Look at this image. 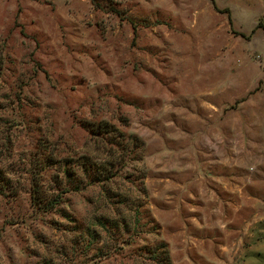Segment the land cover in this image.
Wrapping results in <instances>:
<instances>
[{
    "label": "rangeland",
    "instance_id": "obj_1",
    "mask_svg": "<svg viewBox=\"0 0 264 264\" xmlns=\"http://www.w3.org/2000/svg\"><path fill=\"white\" fill-rule=\"evenodd\" d=\"M248 3L0 0V264H264V0ZM202 72L255 107L250 146L216 167L171 126L156 171L151 82L215 93ZM105 164L108 182H55Z\"/></svg>",
    "mask_w": 264,
    "mask_h": 264
},
{
    "label": "crops",
    "instance_id": "obj_2",
    "mask_svg": "<svg viewBox=\"0 0 264 264\" xmlns=\"http://www.w3.org/2000/svg\"><path fill=\"white\" fill-rule=\"evenodd\" d=\"M248 1L251 9V0ZM185 75L178 77L182 81L173 83L174 73L160 74L158 79L163 81H152L151 85L156 84V88L152 87L150 93L146 94L151 95L152 104L157 106L150 118L151 134L154 137L151 138V143L154 142L153 147L156 149L151 157L154 169L163 171L167 162L172 159V149L165 140L171 126L188 128L186 137L179 144L183 143V149H188L192 158L198 156L202 163L205 160L204 163L214 164L216 167L236 165L240 153L250 146L248 142L251 141L239 131L248 124L255 107L249 104L241 113L237 109L238 81H224L220 74L202 72V75L221 80L220 87L214 93L213 89L198 91L192 84H184L183 78H187L189 74ZM140 93L143 95L142 91ZM243 130L244 134L246 130L248 133L247 128ZM183 156L182 154L181 158Z\"/></svg>",
    "mask_w": 264,
    "mask_h": 264
},
{
    "label": "trees",
    "instance_id": "obj_3",
    "mask_svg": "<svg viewBox=\"0 0 264 264\" xmlns=\"http://www.w3.org/2000/svg\"><path fill=\"white\" fill-rule=\"evenodd\" d=\"M111 128L112 127L106 121H101L100 123L97 124V126H95V127L93 126L91 128V131H93L94 133H97V134H99V133H104V134L106 133L107 134V133H112ZM127 138H128V141H130L133 145L138 142L137 138L133 135H130ZM123 149H125V148H123ZM63 164H65V163H63ZM85 164H87V163H85ZM87 171L88 170L85 167L84 168V172H85L84 173V176H85L84 182H82L81 180H76V178H73L74 173L72 172V170H67V169H65L63 171L64 177L66 179L65 180L66 183H64L62 180L59 181L57 179L55 180V182H56L57 186L67 185L69 187L67 189L68 191H76L79 189L80 184H83V186L87 187L88 185H91L95 182L96 183H100V182L104 183L103 181L108 182L112 177V175L110 174V169L106 167V164L104 166L97 167L91 173H88ZM63 189H65V188H63ZM67 190L63 191L62 193L67 192ZM32 193L35 194L36 191L32 190ZM35 199L38 201H41V198L39 196L36 197ZM55 205H56V202H50L49 201L48 204L46 203L44 207L47 210H49V209H53L54 207H56ZM88 236H89V239L91 241H95L93 234H89ZM96 241H97V239H96ZM167 264H169L168 260H167Z\"/></svg>",
    "mask_w": 264,
    "mask_h": 264
}]
</instances>
